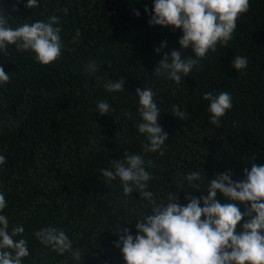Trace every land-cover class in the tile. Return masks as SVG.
<instances>
[{
    "label": "trees",
    "instance_id": "1",
    "mask_svg": "<svg viewBox=\"0 0 264 264\" xmlns=\"http://www.w3.org/2000/svg\"><path fill=\"white\" fill-rule=\"evenodd\" d=\"M145 5L151 8V0H39L31 9L25 0H0L13 28L59 15L65 44L61 57L47 65L15 45L7 56L0 54L10 75L0 86V153L7 157L0 168V191L8 201L4 212L10 228H25L31 255L24 264H74L67 254L57 255L32 236L49 224L65 230L74 247L88 250L81 264H125L111 244L116 239L111 227L122 219L135 232V219L146 214L147 206L138 193L125 198L118 180L105 184L99 168L109 167L124 152L142 151L146 138L135 128L140 121L137 87L156 92L160 123L169 133L164 155L145 154L153 162L147 170L153 174L149 188L157 200L185 188L180 202L186 203L185 191L206 194L215 172L230 168L239 179L251 163L264 164V0H249L233 39L218 44L200 70L180 85L151 74L161 59L154 48L166 39L165 51L178 49L181 33L149 26ZM133 8L139 9V17ZM77 30L79 40L73 43ZM185 55L194 54L188 49ZM235 55L248 58L245 70L230 66ZM89 61L101 64L94 75L84 71ZM117 76L124 77L125 91L107 92L103 80ZM209 91L232 95L233 107L219 128L209 121L208 102L202 98ZM100 99H107L114 111L104 116L95 112ZM173 104L186 110L188 118L178 120L167 112ZM195 170L201 172L198 188L187 181L180 184L184 173ZM146 211L151 214L150 208Z\"/></svg>",
    "mask_w": 264,
    "mask_h": 264
},
{
    "label": "clouds",
    "instance_id": "2",
    "mask_svg": "<svg viewBox=\"0 0 264 264\" xmlns=\"http://www.w3.org/2000/svg\"><path fill=\"white\" fill-rule=\"evenodd\" d=\"M39 6V0H25L26 8ZM249 0H151V8L144 6L149 26L171 27L179 30V48L165 51L168 41L162 40L154 52L161 55L152 71L155 77L180 85L193 70H200L201 61L207 54L215 52L217 45H227L233 39L236 21L247 12ZM67 8L63 9L67 14ZM140 16L139 9H132ZM59 15L44 20H34L15 28L0 9V54L7 56L10 46L18 52H32L37 62L47 65L61 57L65 48L61 33L63 26ZM79 30L73 43L79 40ZM191 49L194 55H185ZM248 58L235 55L230 66L237 72L245 70ZM101 68L96 61H89L84 71L94 75ZM10 81L9 73L0 64V86ZM99 82V78H98ZM125 79L103 80V88L109 93L125 91ZM137 112L140 121L135 125L139 134L146 138L139 153H122V158L111 159L109 167L99 168L105 184L119 181L125 198L134 193L150 208L151 214L135 219V232L120 220L113 223L112 234L116 237L111 244L119 250L125 264H264V164L251 163L243 169V177L234 179L232 169L215 172L209 178L206 194L185 191L180 202L181 190L169 191L164 200H157L156 193L149 188L153 179V162L145 159L146 153L164 155L169 133L160 123L161 108L152 87H137ZM203 100L208 102L209 121L221 127L222 118L233 107L232 95L228 91L205 92ZM95 112L109 115L114 111L107 99L95 101ZM178 120L188 118L186 110L173 104L167 111ZM253 156L249 161H253ZM7 157L0 153V168ZM187 181L190 188H198L201 172L184 173L180 184ZM190 190V189H188ZM193 193H199L194 195ZM222 196L223 199L219 197ZM125 202L127 200L125 199ZM8 207L5 193L0 191V264H24L31 255L29 241L24 237L23 224L10 228L9 217L4 210ZM32 236L41 245L57 255L70 257L74 264H81L87 249L74 247L73 240L65 230L49 224L33 231Z\"/></svg>",
    "mask_w": 264,
    "mask_h": 264
}]
</instances>
